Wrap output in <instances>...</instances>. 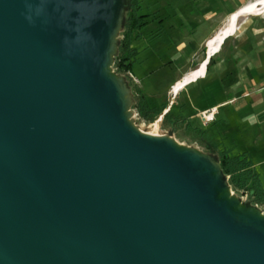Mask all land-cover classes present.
<instances>
[{
    "label": "water",
    "instance_id": "95a60500",
    "mask_svg": "<svg viewBox=\"0 0 264 264\" xmlns=\"http://www.w3.org/2000/svg\"><path fill=\"white\" fill-rule=\"evenodd\" d=\"M128 2L0 0V264H264L218 153L134 123Z\"/></svg>",
    "mask_w": 264,
    "mask_h": 264
},
{
    "label": "rangeland",
    "instance_id": "374dc122",
    "mask_svg": "<svg viewBox=\"0 0 264 264\" xmlns=\"http://www.w3.org/2000/svg\"><path fill=\"white\" fill-rule=\"evenodd\" d=\"M140 2L142 13L147 15L146 26L140 31L139 38L132 40L131 46L138 54L126 75L134 90L142 94L149 105L163 109L170 106L175 114L183 113L181 119L185 118L179 128L173 129L163 121L166 108L151 121L136 112L132 117L134 123L145 132L172 134L178 143L203 152L217 154L225 146L234 153L246 152L256 164L255 171L264 187V163H259L264 160V14L240 17L239 29L208 63L207 84H200L199 88L197 84H191L174 97L171 93L173 84L201 66L208 48L203 47L190 55L193 50L184 46L185 36L195 27L180 16V9L190 5H186L187 1ZM180 68L186 71L182 72ZM244 74L249 79L253 76L252 83L244 82ZM228 80L236 81L233 90L237 108L230 113L222 108L223 111L208 123L201 116L191 117L226 98V94L220 93H229ZM207 115L211 118L212 112ZM237 195L246 201V195L240 192ZM259 208L264 211L263 205Z\"/></svg>",
    "mask_w": 264,
    "mask_h": 264
},
{
    "label": "trees",
    "instance_id": "16d2710c",
    "mask_svg": "<svg viewBox=\"0 0 264 264\" xmlns=\"http://www.w3.org/2000/svg\"><path fill=\"white\" fill-rule=\"evenodd\" d=\"M147 15L142 13V5L140 0H129L127 19L119 47V52L115 60V68L124 74L132 68L138 50L132 47V40L139 38L140 31L146 26ZM134 91L133 110L141 117L155 119L157 115L163 113L167 107L158 108L151 106L139 92ZM183 113L178 115L174 113L172 107L163 116L165 123H172L173 129L179 128L185 117L180 118ZM189 128V127H187ZM221 161V167L226 176H228L229 184L236 193L246 195L248 200L258 206H264V187L259 174L255 171L254 163L248 157L246 152L234 153L230 147H222L218 151Z\"/></svg>",
    "mask_w": 264,
    "mask_h": 264
},
{
    "label": "crops",
    "instance_id": "0c3cea01",
    "mask_svg": "<svg viewBox=\"0 0 264 264\" xmlns=\"http://www.w3.org/2000/svg\"><path fill=\"white\" fill-rule=\"evenodd\" d=\"M182 1H187L186 5H188L189 3L190 4L189 6L191 7L188 6L181 8L180 16H182L184 19L186 18L188 24L189 23L195 24V27L192 30H189L188 35L185 36L187 42L184 46L191 48L193 52H190V55L191 53L192 55H194V53L198 52L199 49L203 47L207 48V40L210 37H212L217 32V30H219L225 24L228 16L232 12L236 11L240 6L244 5L245 3L251 0H182ZM219 50L208 58L207 57L208 49H207L206 54L205 56H203L202 60L205 62L207 61L209 63L212 57L217 53H219ZM190 60L191 58L188 56V62ZM180 69H181L180 71L182 72L186 71L185 68H180ZM206 69L208 70V65ZM207 70L205 76L198 77L197 80L190 82L185 87L190 86L191 84L194 83L198 85V88L201 87L200 84L206 85L207 81L205 78L207 76ZM261 76H256V77L262 78ZM242 78L244 79V82L246 81L247 83H252L253 76H250L249 79L248 75L244 74ZM227 82H228L229 93H226L225 91L220 93V94H226L227 95L226 98L217 101L215 104L210 106V108L199 110L197 114H194L191 117L193 118H198L199 116L202 117L201 114L203 111H211V109H213L214 111V117L218 116L221 113V111H223V109H226L225 111H228L229 113L230 111H234L237 108L235 104L237 97H236V93L233 90L236 87V83H235L236 81H233V83H231V80H228ZM246 85L247 84L245 83V86ZM185 87H182L179 90V92ZM205 87L206 86H204V88ZM179 92L177 94H173L172 92L171 93L172 96L176 97L179 94ZM169 108L170 106H168L166 110L168 111ZM259 163H264V160Z\"/></svg>",
    "mask_w": 264,
    "mask_h": 264
},
{
    "label": "bare ground",
    "instance_id": "6f19581e",
    "mask_svg": "<svg viewBox=\"0 0 264 264\" xmlns=\"http://www.w3.org/2000/svg\"><path fill=\"white\" fill-rule=\"evenodd\" d=\"M239 12H241V14L240 16H237L239 15ZM250 14H264V0L249 1L229 15L228 19L226 20L225 26L217 30V32L207 40V48L210 56L215 54L222 47L223 43L228 37L236 33V31L239 29V18L242 16L245 17ZM225 36L227 37L225 38ZM222 40L223 42L221 43ZM207 65L208 62L206 63L205 61H203L198 69L187 73L182 79L177 80L171 87V92L173 94H177L182 87H185L190 82L197 80V78L200 76H205Z\"/></svg>",
    "mask_w": 264,
    "mask_h": 264
},
{
    "label": "built area",
    "instance_id": "2783aa9c",
    "mask_svg": "<svg viewBox=\"0 0 264 264\" xmlns=\"http://www.w3.org/2000/svg\"><path fill=\"white\" fill-rule=\"evenodd\" d=\"M210 112H212V117L211 118L209 117V115H207ZM202 115H203L202 118H203L204 122H206V123H208V122H210V121H212L214 119V111H213V109H211V111H203Z\"/></svg>",
    "mask_w": 264,
    "mask_h": 264
},
{
    "label": "flooded vegetation",
    "instance_id": "af4514ba",
    "mask_svg": "<svg viewBox=\"0 0 264 264\" xmlns=\"http://www.w3.org/2000/svg\"><path fill=\"white\" fill-rule=\"evenodd\" d=\"M168 124L173 125L172 123H168Z\"/></svg>",
    "mask_w": 264,
    "mask_h": 264
}]
</instances>
